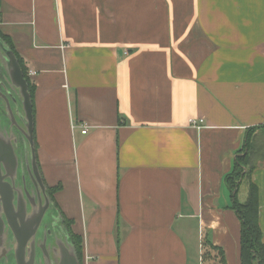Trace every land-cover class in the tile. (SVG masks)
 I'll list each match as a JSON object with an SVG mask.
<instances>
[{
    "label": "crops",
    "instance_id": "obj_1",
    "mask_svg": "<svg viewBox=\"0 0 264 264\" xmlns=\"http://www.w3.org/2000/svg\"><path fill=\"white\" fill-rule=\"evenodd\" d=\"M0 8L35 85L41 173L60 186L55 206L83 240L82 264H207L204 252L220 259L213 246L241 264L225 178L248 128L264 134V0ZM252 180L264 240V158ZM248 193L243 181L238 200Z\"/></svg>",
    "mask_w": 264,
    "mask_h": 264
},
{
    "label": "water",
    "instance_id": "obj_2",
    "mask_svg": "<svg viewBox=\"0 0 264 264\" xmlns=\"http://www.w3.org/2000/svg\"><path fill=\"white\" fill-rule=\"evenodd\" d=\"M0 69V264H81L38 165L27 79L1 38Z\"/></svg>",
    "mask_w": 264,
    "mask_h": 264
},
{
    "label": "trees",
    "instance_id": "obj_3",
    "mask_svg": "<svg viewBox=\"0 0 264 264\" xmlns=\"http://www.w3.org/2000/svg\"><path fill=\"white\" fill-rule=\"evenodd\" d=\"M1 7V0H0ZM1 12V8H0ZM0 38L4 40L15 52L20 66L25 74V77L28 82V88L31 95V99L33 102L34 108V97H35V85L31 81L26 65L24 63L23 58L17 52L14 43L11 38L4 34L0 29ZM259 128H263V126L258 127H250L247 130L246 140L244 142L242 152L245 154L238 155L236 157V166L232 173L228 174L225 178L227 185L231 192L233 193L236 190L235 194H232L234 198V202L232 204V209L238 215L241 221V239H240V259L241 264H264V240L263 233L259 223V196H258V187L256 183L252 180V172L257 166V162L264 158V144H262L261 139L264 138V134L259 135L257 130ZM34 138H35V148L37 155V139H36V130H34ZM38 160V159H37ZM39 165V161H38ZM40 168V165H39ZM244 168L248 170L244 172ZM41 170V168H40ZM240 179V183L238 182ZM45 181V180H44ZM246 182L248 184L249 193L247 200L245 202H240L237 198L238 188L242 184V182ZM47 191L50 194L52 200L55 203L54 193L60 188V186L50 187L45 182ZM56 204V203H55ZM62 217L64 219L65 225L68 227L72 239L75 243L77 253L79 255L81 264L83 261V240L79 235H76L71 228L72 220L67 218L62 211H60ZM207 241V239H206ZM214 249L218 250L220 254V262L221 264L226 263L225 252L222 247L213 246ZM204 257V254H203Z\"/></svg>",
    "mask_w": 264,
    "mask_h": 264
},
{
    "label": "built area",
    "instance_id": "obj_4",
    "mask_svg": "<svg viewBox=\"0 0 264 264\" xmlns=\"http://www.w3.org/2000/svg\"><path fill=\"white\" fill-rule=\"evenodd\" d=\"M34 73V71H31L30 74ZM202 122H203V119H196V118H191L190 119V124L197 128V129H200L202 128ZM87 132V127H85L83 130H82V133H86Z\"/></svg>",
    "mask_w": 264,
    "mask_h": 264
},
{
    "label": "rangeland",
    "instance_id": "obj_5",
    "mask_svg": "<svg viewBox=\"0 0 264 264\" xmlns=\"http://www.w3.org/2000/svg\"><path fill=\"white\" fill-rule=\"evenodd\" d=\"M242 187H243V188H246V185H243ZM205 251H206V250H205ZM207 254H209V253H208V252H204V258H206V259L208 258V262H206L207 264H213V263H215V262H216L215 264H219V260H220V259L218 260V258H216V259L218 260V262H217L216 259H215L216 261L213 262L214 260H213V259L210 260V257H208ZM218 255H219V257H220V254H219V253H218Z\"/></svg>",
    "mask_w": 264,
    "mask_h": 264
},
{
    "label": "flooded vegetation",
    "instance_id": "obj_6",
    "mask_svg": "<svg viewBox=\"0 0 264 264\" xmlns=\"http://www.w3.org/2000/svg\"><path fill=\"white\" fill-rule=\"evenodd\" d=\"M4 76H3V73H2V70L0 69V79H3Z\"/></svg>",
    "mask_w": 264,
    "mask_h": 264
}]
</instances>
